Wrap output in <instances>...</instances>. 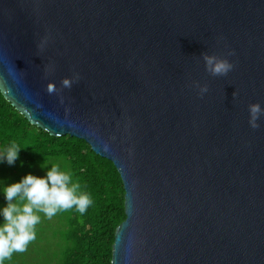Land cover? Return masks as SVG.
Instances as JSON below:
<instances>
[{
	"label": "water",
	"instance_id": "obj_1",
	"mask_svg": "<svg viewBox=\"0 0 264 264\" xmlns=\"http://www.w3.org/2000/svg\"><path fill=\"white\" fill-rule=\"evenodd\" d=\"M0 92L117 168L111 264H264V0H0Z\"/></svg>",
	"mask_w": 264,
	"mask_h": 264
},
{
	"label": "trees",
	"instance_id": "obj_2",
	"mask_svg": "<svg viewBox=\"0 0 264 264\" xmlns=\"http://www.w3.org/2000/svg\"><path fill=\"white\" fill-rule=\"evenodd\" d=\"M12 142L26 147L19 153L25 163L0 164L4 183L20 180L44 158L54 160L80 184L81 192L90 195L92 204L83 215L75 209L59 212L63 224L51 240L37 231L36 239L23 252H13L5 264H111L115 231L125 219L123 183L112 161L96 154L83 139L53 136L32 125L0 92V150ZM47 240L53 251L43 244Z\"/></svg>",
	"mask_w": 264,
	"mask_h": 264
},
{
	"label": "clouds",
	"instance_id": "obj_3",
	"mask_svg": "<svg viewBox=\"0 0 264 264\" xmlns=\"http://www.w3.org/2000/svg\"><path fill=\"white\" fill-rule=\"evenodd\" d=\"M204 60L213 76H226L233 68L227 59L206 55ZM62 84L64 87L71 86L67 78ZM207 91L206 85L200 89L201 95ZM249 114L250 126L259 127L257 121L264 114V108L259 103L250 104ZM25 148L10 143L0 150V164L14 166L19 160L23 167L25 162L20 160L19 153ZM49 164L45 158L39 163V167L45 170L43 176L29 172L12 183H4L7 178H0V193L4 200V204L0 205V264H5L13 252H23L36 239V225L41 221L39 213L50 219L58 212L75 209L83 215L92 204L90 195L80 191V184L73 182L68 172L62 171L59 164L51 163L48 167Z\"/></svg>",
	"mask_w": 264,
	"mask_h": 264
},
{
	"label": "rangeland",
	"instance_id": "obj_4",
	"mask_svg": "<svg viewBox=\"0 0 264 264\" xmlns=\"http://www.w3.org/2000/svg\"><path fill=\"white\" fill-rule=\"evenodd\" d=\"M49 163L50 164L48 165V167H51V163L59 164L58 161H54V160H51ZM61 170L65 171V169L63 167H61ZM30 172L34 175H37V176H43L45 174V170H42L39 167V165L35 166ZM59 214L60 213L58 212L55 216H53L52 218L49 219L46 216H44L43 213H39V215L41 216V221L38 225H36L35 231L37 232V231L41 230V231L45 232L47 235V238L51 240V237L54 235L55 231L57 229L61 228V225L63 224L61 222V219L59 218ZM43 244L48 247L49 251H50V249H51V251H53L55 249L54 246L50 245L49 240L43 242Z\"/></svg>",
	"mask_w": 264,
	"mask_h": 264
}]
</instances>
